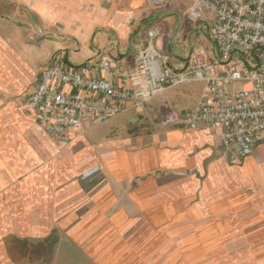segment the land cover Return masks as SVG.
Returning a JSON list of instances; mask_svg holds the SVG:
<instances>
[{"label": "crops", "instance_id": "obj_1", "mask_svg": "<svg viewBox=\"0 0 264 264\" xmlns=\"http://www.w3.org/2000/svg\"><path fill=\"white\" fill-rule=\"evenodd\" d=\"M165 1L0 0V264H264V141L231 162L218 133L141 117H181L204 82L169 87L66 147L24 103L55 57L80 68L106 53L135 73L158 26L153 45L171 69L199 45L214 52L190 0Z\"/></svg>", "mask_w": 264, "mask_h": 264}, {"label": "built area", "instance_id": "obj_2", "mask_svg": "<svg viewBox=\"0 0 264 264\" xmlns=\"http://www.w3.org/2000/svg\"><path fill=\"white\" fill-rule=\"evenodd\" d=\"M165 9V0H147ZM188 17L209 21L215 51L199 45L181 70L167 66L169 56L153 41L162 26L147 31L136 71L118 69L103 53L80 68L55 57L41 71L36 89L25 98L38 125L62 147L74 135L104 123L128 109H141L165 89L197 81L206 84L200 102L181 117L162 114L163 125L183 122L188 129L218 133L231 162L250 156L264 141V0H190ZM97 169L83 173L89 178Z\"/></svg>", "mask_w": 264, "mask_h": 264}, {"label": "rangeland", "instance_id": "obj_3", "mask_svg": "<svg viewBox=\"0 0 264 264\" xmlns=\"http://www.w3.org/2000/svg\"><path fill=\"white\" fill-rule=\"evenodd\" d=\"M205 36H207V35H205ZM196 37H198V33H194L193 37L189 41V45H192L193 46L195 44ZM202 84H203V82L197 81V82H193V83H186V84H181V85L173 86V87H170V89H172V90L173 89L174 90H179V89H183V88H186V89L192 88L193 89L192 92L193 93H195V92L197 93V92L200 91V87L202 86ZM190 100H192V98ZM146 111H145L146 113H149V109H146ZM162 114L163 113H160V114H157V115H155V114L154 115L153 114H149L151 116H148V115L145 114L147 117H144V116H141V117L144 119V121H151L152 123L158 124L159 126H164L163 123H162V121H161ZM145 125H146V122H145ZM22 247L23 246L21 245V247H20L21 252L23 251V248ZM17 255L18 256H23L22 253H18ZM48 257H49V255H48ZM48 257H47V259H48ZM42 258L46 261V256L45 255Z\"/></svg>", "mask_w": 264, "mask_h": 264}]
</instances>
